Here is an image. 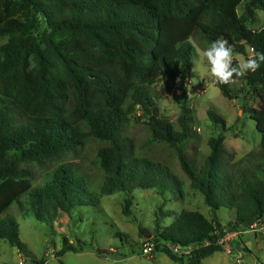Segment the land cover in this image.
I'll list each match as a JSON object with an SVG mask.
<instances>
[{
  "label": "trees",
  "instance_id": "trees-1",
  "mask_svg": "<svg viewBox=\"0 0 264 264\" xmlns=\"http://www.w3.org/2000/svg\"><path fill=\"white\" fill-rule=\"evenodd\" d=\"M260 11L264 0H0V240L28 255L17 220L5 213L17 204L24 216L54 224L79 207H98L93 185L101 196L125 194L127 216L136 190L182 198L185 180L166 162L140 155L127 132L133 118L145 119L140 151L171 150L204 204L235 214L225 226L198 210L160 208L154 232L140 228L155 251L202 264L224 251L226 234L264 221V64L243 78L245 88L217 83L229 101L241 94L261 101L246 110L259 146L240 159L226 150V120L215 110L207 115L222 132L205 155L194 108L183 105L172 121L158 106L174 88L186 94L196 36L205 48L223 37L245 59L264 53V25L253 28ZM66 154L75 159L53 164ZM31 164L45 171L36 174ZM166 218L173 223L166 226ZM63 243L59 257L83 251L66 237Z\"/></svg>",
  "mask_w": 264,
  "mask_h": 264
},
{
  "label": "rangeland",
  "instance_id": "rangeland-1",
  "mask_svg": "<svg viewBox=\"0 0 264 264\" xmlns=\"http://www.w3.org/2000/svg\"><path fill=\"white\" fill-rule=\"evenodd\" d=\"M263 25L264 11H260L253 28L260 29ZM191 41L196 51L194 62L199 58L198 50L203 51L205 46L199 36ZM239 56L245 59L244 56ZM209 68L207 61L204 60L200 73L193 71L194 76L188 84L189 90L187 88L186 94L174 88L161 96L158 106L161 115L169 117L172 121L177 119L183 105L194 108L197 115L195 128L200 135L199 151L205 155L210 153L209 139L217 137L222 132L221 128L208 118L207 111L213 109L221 114L226 120L228 130L225 133V148L237 160L259 146L261 136L256 129V122L249 117L246 110L258 108L261 101L253 95L245 94H241L240 100L229 101L222 95L217 82L210 78ZM157 87L160 90V83ZM232 88L234 90L245 88L243 78L239 84L232 85ZM144 122L145 119L133 118L127 127V132L134 138L140 155L166 162L185 180L182 198L176 201L170 192L160 196L155 190H136L132 196L131 215L127 216L123 213L127 198L125 194L101 196L100 188L93 185L92 194L101 199L100 205L79 207L69 215L61 214L54 224L42 223L33 216H24L18 209V205L14 204L5 215L17 220L20 239L26 245L29 254L21 253L17 247L6 240H0V264H33L41 260L45 261V264H181L157 250L148 256L142 253L144 245L151 237L141 236L140 228L153 233L156 213L160 208L178 214L183 209L198 210L209 219L217 217L222 224L228 226L235 214L225 208L212 210L204 204L203 195L193 190L190 182L184 177L174 152L162 146H153L140 151L147 137ZM73 159H75L73 155L66 154L57 157L53 164L57 165ZM31 169L39 175L45 171L37 164H31ZM164 221V224L168 226L174 219L166 218ZM249 231L246 230L242 234L237 232L233 240L231 239L230 254L225 250L217 252L203 259L202 264H235L234 260L237 258H241L246 264H264V235ZM64 237L76 247L83 245V251L67 252L59 257L58 252L64 246ZM97 250H100L101 254H98Z\"/></svg>",
  "mask_w": 264,
  "mask_h": 264
},
{
  "label": "clouds",
  "instance_id": "clouds-1",
  "mask_svg": "<svg viewBox=\"0 0 264 264\" xmlns=\"http://www.w3.org/2000/svg\"><path fill=\"white\" fill-rule=\"evenodd\" d=\"M198 57L193 62V71L200 73L201 64L206 60L210 66V78L218 84L229 86L239 84L242 78L259 70L261 64H264V53L255 52L254 55L250 54L246 59H241L238 53L234 54L233 46L223 37L212 41L203 51L198 50ZM185 87L189 90L188 84Z\"/></svg>",
  "mask_w": 264,
  "mask_h": 264
},
{
  "label": "built area",
  "instance_id": "built-area-1",
  "mask_svg": "<svg viewBox=\"0 0 264 264\" xmlns=\"http://www.w3.org/2000/svg\"><path fill=\"white\" fill-rule=\"evenodd\" d=\"M198 131H200V129H198ZM253 232H258L259 234L264 235V221L258 223H254L251 225L250 229ZM236 234H238L237 232H230L228 234H226V236L220 240V244L222 245L223 249L230 254V247H229V242L231 241V239L233 240V238L236 236ZM155 244L153 243H146L144 245V248L142 250V253L146 256L151 255L155 252ZM172 251L174 253H180V248L176 247V246H172L171 247ZM187 250H184L183 252L186 253ZM235 264H246L241 258H237L234 260Z\"/></svg>",
  "mask_w": 264,
  "mask_h": 264
},
{
  "label": "crops",
  "instance_id": "crops-1",
  "mask_svg": "<svg viewBox=\"0 0 264 264\" xmlns=\"http://www.w3.org/2000/svg\"><path fill=\"white\" fill-rule=\"evenodd\" d=\"M264 241V240H263Z\"/></svg>",
  "mask_w": 264,
  "mask_h": 264
}]
</instances>
